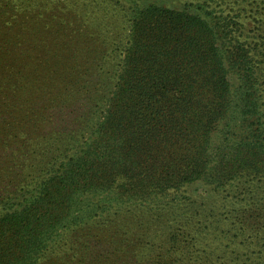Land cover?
I'll list each match as a JSON object with an SVG mask.
<instances>
[{
  "label": "trees",
  "instance_id": "16d2710c",
  "mask_svg": "<svg viewBox=\"0 0 264 264\" xmlns=\"http://www.w3.org/2000/svg\"><path fill=\"white\" fill-rule=\"evenodd\" d=\"M58 1L0 0V15ZM63 1L110 9L121 0ZM127 3L129 41L117 38L114 45L126 58L117 100L124 114L110 123L125 129L113 137L127 161L90 168L64 163L9 216L7 228L0 226V264H40L60 230L81 223L70 217L73 208L90 202L121 212L133 200L155 208L152 224L133 228V253L123 256V239L95 235L104 246L71 247L72 257L61 264H264V0ZM118 177L124 179L119 194L98 200ZM195 184L213 195L191 200L183 191ZM232 195L224 217L219 199ZM147 250L148 258L139 259Z\"/></svg>",
  "mask_w": 264,
  "mask_h": 264
},
{
  "label": "rangeland",
  "instance_id": "374dc122",
  "mask_svg": "<svg viewBox=\"0 0 264 264\" xmlns=\"http://www.w3.org/2000/svg\"><path fill=\"white\" fill-rule=\"evenodd\" d=\"M131 7L121 0L110 9L92 3L83 9L60 0L0 15V226L7 228L9 216L47 187L64 163H69L68 168L78 162L90 168L116 167L127 161L113 137L125 129L110 123L124 114L117 100L122 98L120 76L126 58L122 48L114 45L117 38L129 41ZM123 103L126 110V100ZM130 113L135 119L136 113ZM109 114L111 122L106 123ZM106 135L110 138L104 139ZM128 161L133 163L132 158ZM123 182L118 177L115 188L107 189L98 200L119 194L116 187ZM209 189L195 184L183 194L202 201L213 195ZM233 198L219 199L217 212L227 217ZM238 207L251 208L245 203ZM151 209L154 204L142 200H133L121 212L118 205L104 211L90 202L82 210L73 208L70 217L81 223L62 228L60 239L40 264H49L50 259L61 264L72 257L66 255L71 247L75 251L86 241L96 252L105 245H99L96 236L123 239V256L133 253V228L142 230L154 222ZM149 253H139V259H147Z\"/></svg>",
  "mask_w": 264,
  "mask_h": 264
}]
</instances>
